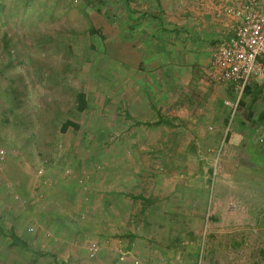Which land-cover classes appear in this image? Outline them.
<instances>
[{
	"label": "rangeland",
	"instance_id": "obj_1",
	"mask_svg": "<svg viewBox=\"0 0 264 264\" xmlns=\"http://www.w3.org/2000/svg\"><path fill=\"white\" fill-rule=\"evenodd\" d=\"M185 1L131 0V6L161 14L167 5L183 11ZM124 11L122 0L97 6L87 0H0V139L8 145L0 191H21L22 182L13 178L19 171L34 188L45 158L57 161L73 187L103 188L107 162L121 159L112 160L114 171L135 175L139 191L151 190V201L114 197L110 210L120 224L110 229L109 243L88 244V253L99 246L90 260L264 264V121L258 118L264 93L250 110L246 91L239 98L228 85L232 92L221 100L226 112L216 128L214 122L205 127L197 92H187L191 114L177 125L154 115L141 122L126 117L120 55L125 40L136 39L123 36ZM128 59L134 62V55ZM127 75L136 76L134 67ZM137 75L150 76L142 69ZM69 120L73 126L62 130ZM127 232L136 235L133 242ZM16 247V260L30 257L35 264L34 250Z\"/></svg>",
	"mask_w": 264,
	"mask_h": 264
},
{
	"label": "crops",
	"instance_id": "obj_2",
	"mask_svg": "<svg viewBox=\"0 0 264 264\" xmlns=\"http://www.w3.org/2000/svg\"><path fill=\"white\" fill-rule=\"evenodd\" d=\"M232 1L186 0L183 11H176V7L172 11L167 5L160 14L157 13L159 9L142 12L143 4H137L134 9L131 0H122L125 5L123 36L130 41L133 36L136 39L131 43L125 40L121 49L123 57L120 55L124 75L119 99L125 105L126 117L141 122L140 118L154 115L160 121L161 117L171 119L169 126L177 125L191 114L189 99L192 96L186 99L187 92H197L201 94L200 107H204L199 110L204 113L205 127L211 122L217 127L216 121L219 124L226 112L221 100L231 94L228 88L232 86L210 81L207 70L219 41L229 36L237 24L221 10L222 5ZM160 18L159 23L154 20ZM158 32L167 33L166 38H159ZM131 54L134 62H129ZM131 67L135 69L134 78L127 75ZM140 69L150 76H138ZM263 93L264 81L253 82L247 87L244 96L251 98L250 110L254 99H259ZM159 100L165 108H160ZM258 118L264 121V111ZM53 159L42 161L44 176L35 181L34 188H28L26 173L19 171L13 178L14 182L15 178L22 182L21 191L11 190L8 194L0 191V264H32L30 257L26 262L24 257L22 262L16 260V245L28 253L34 250L35 264H103L99 259L95 262L89 259L87 246L95 239L109 243L113 236L110 229L120 224L110 210L116 201L114 197H119L120 202H128V197L130 203L136 198L146 199V203L151 201L148 198L151 190L148 194L139 191L136 186L140 187V183L135 175L128 179L125 169L114 171L112 160L118 163L121 159L110 158L107 162L103 173L105 187L86 190H79L65 181ZM130 181L133 185H129ZM127 233L133 242L136 235Z\"/></svg>",
	"mask_w": 264,
	"mask_h": 264
},
{
	"label": "built area",
	"instance_id": "obj_3",
	"mask_svg": "<svg viewBox=\"0 0 264 264\" xmlns=\"http://www.w3.org/2000/svg\"><path fill=\"white\" fill-rule=\"evenodd\" d=\"M221 10L237 24L219 41L207 75L212 82L232 85L240 98L250 84L264 81V0H234ZM7 146L0 139V165L7 157ZM98 250L93 244L89 255L95 256ZM135 264L143 263L137 260Z\"/></svg>",
	"mask_w": 264,
	"mask_h": 264
},
{
	"label": "trees",
	"instance_id": "obj_4",
	"mask_svg": "<svg viewBox=\"0 0 264 264\" xmlns=\"http://www.w3.org/2000/svg\"><path fill=\"white\" fill-rule=\"evenodd\" d=\"M87 3L91 6H97L99 3H105V0H87ZM6 45L8 44V42L6 41L5 43ZM243 96V95H242ZM78 100L82 103V105L80 106L81 108L84 107L85 104V95L82 93L80 95H78ZM161 120L165 123V124H171L172 121L169 118L166 117H161ZM70 126H73V122L71 120L66 121L63 125V130H67Z\"/></svg>",
	"mask_w": 264,
	"mask_h": 264
}]
</instances>
